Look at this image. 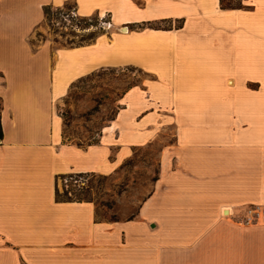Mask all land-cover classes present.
Wrapping results in <instances>:
<instances>
[{"label": "crops", "instance_id": "0c3cea01", "mask_svg": "<svg viewBox=\"0 0 264 264\" xmlns=\"http://www.w3.org/2000/svg\"><path fill=\"white\" fill-rule=\"evenodd\" d=\"M68 3L81 16L180 23L121 36L117 63L150 79L125 90L88 144L64 138L59 107L62 86L103 58L100 39L69 48L31 41L43 6ZM240 3L0 0V264H264V0ZM162 127L173 141L131 212L122 210L128 188L112 217L91 200L57 197L61 176L117 173Z\"/></svg>", "mask_w": 264, "mask_h": 264}, {"label": "rangeland", "instance_id": "374dc122", "mask_svg": "<svg viewBox=\"0 0 264 264\" xmlns=\"http://www.w3.org/2000/svg\"><path fill=\"white\" fill-rule=\"evenodd\" d=\"M236 1L240 0H233ZM108 6L117 10L113 5ZM172 24L178 26L180 23L155 25L168 27ZM153 25L122 23L105 12L81 16L76 14L72 3L53 6L49 17L38 25L31 39L33 44L48 42L56 48H69L92 44L99 38L95 47L103 51V58L94 59L87 73L62 86L59 111L66 140L80 144L96 142L102 127L110 123L120 110V99L125 90L132 85L146 87L144 84L150 79V74L133 64L117 63L125 56L117 51V45L122 41V28L127 27L132 31ZM246 45L250 43L244 38H238V47ZM240 72L249 73L246 70ZM171 141L172 131L162 127L160 134L151 143L134 147L117 173H84V186H78L71 180L65 181L71 174L63 175L58 179L59 196L91 200L96 205L98 216L112 217L116 196L123 188H128L130 194L124 199L122 210L129 213L133 201L141 200L148 193L157 175L160 149Z\"/></svg>", "mask_w": 264, "mask_h": 264}, {"label": "trees", "instance_id": "16d2710c", "mask_svg": "<svg viewBox=\"0 0 264 264\" xmlns=\"http://www.w3.org/2000/svg\"><path fill=\"white\" fill-rule=\"evenodd\" d=\"M220 4H221L222 7H240L241 6L240 1L233 2V0H220ZM52 7L53 6L49 5V4L43 6V12H44L45 18L49 17V14H50V11H51ZM179 26H180V24H179ZM92 37L90 39H92ZM0 135H1V133H0ZM56 195L60 199L83 200L82 198H72V196H65V197L62 198L61 196H59V193H57ZM65 195H66V192H65Z\"/></svg>", "mask_w": 264, "mask_h": 264}, {"label": "built area", "instance_id": "2783aa9c", "mask_svg": "<svg viewBox=\"0 0 264 264\" xmlns=\"http://www.w3.org/2000/svg\"><path fill=\"white\" fill-rule=\"evenodd\" d=\"M71 180L78 186H84L85 184V174L84 173H72L70 176H68V179H65V181ZM260 217V213L257 209L250 210L248 219L249 220H257Z\"/></svg>", "mask_w": 264, "mask_h": 264}, {"label": "bare ground", "instance_id": "6f19581e", "mask_svg": "<svg viewBox=\"0 0 264 264\" xmlns=\"http://www.w3.org/2000/svg\"><path fill=\"white\" fill-rule=\"evenodd\" d=\"M122 34H124V35L129 34V31H128V28H127V27L122 28ZM117 58H118V57H117ZM117 58H116V59H117Z\"/></svg>", "mask_w": 264, "mask_h": 264}]
</instances>
